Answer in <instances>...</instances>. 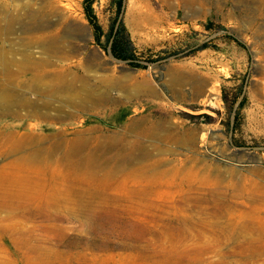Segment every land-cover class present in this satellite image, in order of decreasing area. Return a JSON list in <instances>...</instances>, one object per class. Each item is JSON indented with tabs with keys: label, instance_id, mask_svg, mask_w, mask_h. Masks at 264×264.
<instances>
[{
	"label": "rangeland",
	"instance_id": "obj_1",
	"mask_svg": "<svg viewBox=\"0 0 264 264\" xmlns=\"http://www.w3.org/2000/svg\"><path fill=\"white\" fill-rule=\"evenodd\" d=\"M121 4L0 0V264H264V0Z\"/></svg>",
	"mask_w": 264,
	"mask_h": 264
},
{
	"label": "trees",
	"instance_id": "obj_2",
	"mask_svg": "<svg viewBox=\"0 0 264 264\" xmlns=\"http://www.w3.org/2000/svg\"><path fill=\"white\" fill-rule=\"evenodd\" d=\"M81 2L83 13L92 26L93 37L96 43L104 50H108L114 58L124 60L126 63L132 66H139V64L135 62V50L128 33L121 21L118 19V14L122 5L121 0H113L112 6L114 9V15L110 24L108 25L107 30L104 32L101 31V28L96 22L95 15L93 13L92 3L94 0H81ZM204 26L207 28L210 27V25H207V23L204 24ZM102 34L104 36L103 43L99 41L100 35ZM205 46L206 44L203 43L198 46V49L204 48ZM240 93L241 88L238 86L234 90L228 105V116L232 114L234 123L237 120L239 108H241L243 105V97H240L239 99ZM224 100H226L225 96ZM234 104H236V107L233 109Z\"/></svg>",
	"mask_w": 264,
	"mask_h": 264
},
{
	"label": "bare ground",
	"instance_id": "obj_3",
	"mask_svg": "<svg viewBox=\"0 0 264 264\" xmlns=\"http://www.w3.org/2000/svg\"><path fill=\"white\" fill-rule=\"evenodd\" d=\"M109 79V78H108ZM107 81V80H106ZM106 83V82H105ZM3 93H1V95H2ZM5 95V94H4ZM2 97V96H1ZM3 100V99H2Z\"/></svg>",
	"mask_w": 264,
	"mask_h": 264
},
{
	"label": "water",
	"instance_id": "obj_4",
	"mask_svg": "<svg viewBox=\"0 0 264 264\" xmlns=\"http://www.w3.org/2000/svg\"><path fill=\"white\" fill-rule=\"evenodd\" d=\"M110 56H112L111 54H110ZM117 60V59H116Z\"/></svg>",
	"mask_w": 264,
	"mask_h": 264
}]
</instances>
